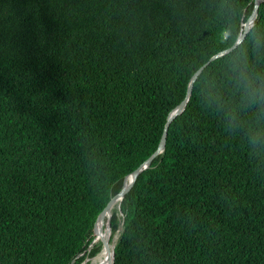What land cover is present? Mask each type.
<instances>
[{
	"label": "trees",
	"instance_id": "obj_1",
	"mask_svg": "<svg viewBox=\"0 0 264 264\" xmlns=\"http://www.w3.org/2000/svg\"><path fill=\"white\" fill-rule=\"evenodd\" d=\"M253 0H0V264H81L191 76ZM110 219L113 264H264V1ZM111 242V240H110Z\"/></svg>",
	"mask_w": 264,
	"mask_h": 264
},
{
	"label": "water",
	"instance_id": "obj_2",
	"mask_svg": "<svg viewBox=\"0 0 264 264\" xmlns=\"http://www.w3.org/2000/svg\"><path fill=\"white\" fill-rule=\"evenodd\" d=\"M264 0H253V9L252 12L250 14V16L247 18V20L245 22H243L242 24V32L239 34L237 40L234 42V44L228 48L225 49L223 51H220L219 53L215 54L214 56H212L204 65H202L190 78L187 88H186V92H185V97L184 99L174 108L170 111V113L167 115L166 118V122L157 146V149L155 150V152L148 157V159H146L136 170H134L131 174H129L128 176H126L123 180V186L121 191L113 198L111 199V201L107 204V206L103 209V211L99 214L97 220H96V224H95V238L91 243V246L95 245V244H100L101 249L105 251L106 253V263L107 264H113V257H114V247L112 249V252L109 250V245H110V235H111V229H110V219L111 217H108L106 220V231H107V237H103L101 235L100 230L98 229V224L101 222V220L105 217V214L109 211L111 205L113 203H115L116 201H118L120 203V201L123 199L124 195L130 191V189L133 187L135 180L137 179L138 175L148 169L151 165V163L164 152L165 149V144H166V137H167V131L168 128L170 126V124L172 123V121L179 116L185 109L186 103L188 102L191 93H192V89H193V85L195 83V81L197 80V78L199 77V75L202 73V71L214 60L223 57L224 55L229 54L230 52H232L235 48H237L242 41L244 40L246 34L251 30L253 23L257 17V12H258V8L259 5L263 2ZM119 209V206H118ZM97 241H99V243H96ZM115 246V245H114ZM84 263V262H83Z\"/></svg>",
	"mask_w": 264,
	"mask_h": 264
},
{
	"label": "bare ground",
	"instance_id": "obj_3",
	"mask_svg": "<svg viewBox=\"0 0 264 264\" xmlns=\"http://www.w3.org/2000/svg\"><path fill=\"white\" fill-rule=\"evenodd\" d=\"M118 206H119V202L116 201L115 203H113L109 209V211L105 214V217L101 220V222L98 224V229L100 230L101 232V235L103 237H107V231L106 229L104 228L105 227V223H106V220L108 217H111L112 214L118 210ZM110 237V236H109ZM111 239V237H110ZM116 238H114V240L110 242V245H109V250L112 252V249L115 245V240ZM96 243H99V241H97ZM106 253L104 250H100L99 253L94 256L93 258H89V259H85L83 262H85L84 264H107L106 261Z\"/></svg>",
	"mask_w": 264,
	"mask_h": 264
},
{
	"label": "rangeland",
	"instance_id": "obj_4",
	"mask_svg": "<svg viewBox=\"0 0 264 264\" xmlns=\"http://www.w3.org/2000/svg\"><path fill=\"white\" fill-rule=\"evenodd\" d=\"M117 214H118V216L120 217V213H119V211L118 210H116L115 211ZM105 229H106V223H105V227H104ZM121 229H122V227L120 226L119 227V229H118V231L112 236V235H110V237H111V239L110 240H114V238H116L115 240H117V237H118V235H119V233L121 232ZM99 253V252H98ZM97 253V254H98ZM96 254V255H97ZM96 255H94V256H96ZM94 256H90V255H87V256H85V259L87 258V259H89V258H93ZM84 259V260H85ZM85 263V262H84ZM83 262L81 263V264H84Z\"/></svg>",
	"mask_w": 264,
	"mask_h": 264
}]
</instances>
